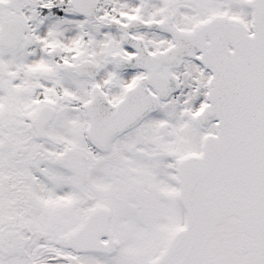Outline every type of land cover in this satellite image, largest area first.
Segmentation results:
<instances>
[{
	"label": "snow or ice",
	"instance_id": "1",
	"mask_svg": "<svg viewBox=\"0 0 264 264\" xmlns=\"http://www.w3.org/2000/svg\"><path fill=\"white\" fill-rule=\"evenodd\" d=\"M0 264H264V0H0Z\"/></svg>",
	"mask_w": 264,
	"mask_h": 264
}]
</instances>
